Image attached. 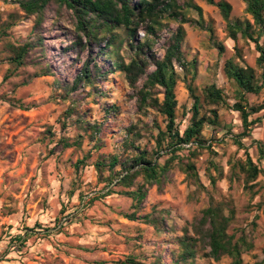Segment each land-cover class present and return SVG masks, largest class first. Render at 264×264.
Listing matches in <instances>:
<instances>
[{"label":"rangeland","instance_id":"374dc122","mask_svg":"<svg viewBox=\"0 0 264 264\" xmlns=\"http://www.w3.org/2000/svg\"><path fill=\"white\" fill-rule=\"evenodd\" d=\"M179 1L184 4L189 0ZM192 1L202 6L204 18L212 22L216 39L226 45V52L219 53L207 30L195 24H184L186 37L182 49L190 71L175 63L181 77L176 87L177 122L181 132L189 124L193 105L189 82L200 94L211 83L222 87L229 96L234 93L233 82L223 72L224 61L234 55L235 45L228 37L227 21L217 6L205 0ZM227 1L232 5L233 21L253 20L243 0ZM16 7L12 0H0V21L5 20L8 12ZM183 10L191 18L198 17L194 9ZM34 24V17H30L10 29L11 42L17 44L31 37ZM43 26L44 61L54 74L34 77L36 67L29 65L4 80L11 67L6 60L5 42L9 36L0 40V264H119V260L131 254L147 264L158 256L161 257L160 264H173L170 253L177 248L175 237L183 234V227L199 216L212 198L224 199L235 207L236 219L230 226V232L244 228L254 238L255 246L243 254V264L263 260L264 205L261 203L264 202V175L257 179L255 190L259 191L253 193L244 187V176L233 173L232 165L246 157L245 149L248 148L254 160L264 168V159H258L253 141H264V118L250 137L238 136L243 131L239 113L219 106L221 125L214 130L211 124H207L203 131L208 143L213 136L217 138L212 141L213 150L202 149L196 157L176 159L174 168L162 184L147 185V196L137 210L139 218L129 219L125 213L135 211L132 198L117 193L102 196L108 189L100 182L92 163L100 154H112L121 148L124 128L136 123L138 118H144L151 124L154 113L145 117L137 111L133 90L120 72L111 73L109 79L99 82L103 96H89L82 86L74 91L73 97L81 112L93 121L104 122L100 133L104 140L101 149L94 150L85 165L81 164L76 169L75 163L84 159L93 143L85 139L81 148L66 149L60 144L62 136L72 141L78 133H84L73 121L75 116L68 119L65 126L62 124L63 112L70 100L60 97L64 91L61 85L71 86L87 58L91 54L97 55L100 48L89 46L78 57L72 50L64 51L75 32L74 17L66 7L58 9L51 6ZM176 27L177 23L171 21L170 26L163 30L162 38L155 45L160 56L164 54L165 40ZM118 31L124 32L123 29ZM241 44L245 62L256 66L258 52L254 44L243 39ZM98 60L102 64L107 62L104 55H98ZM24 80L29 82L23 84ZM10 98L21 100L30 108L15 106ZM250 100L252 103H264V91L259 95L251 94ZM112 104L120 108L119 112L104 117L103 109ZM205 108L204 104L202 110ZM158 122L165 126L162 116H158ZM50 127L55 132L52 138L48 133ZM150 136L146 133L140 142L152 149L155 141ZM236 136L244 147L235 143ZM190 159L195 161L198 180L205 188H199L196 178L185 170ZM211 162L217 164L218 169ZM209 173L216 177L214 185ZM137 182L143 183V177H139ZM82 194L87 197H82ZM158 211L166 220L162 232L142 218ZM253 222H256L255 227ZM19 234L22 239L13 238ZM203 254V251L198 254L197 264H231L228 257L214 261Z\"/></svg>","mask_w":264,"mask_h":264},{"label":"trees","instance_id":"16d2710c","mask_svg":"<svg viewBox=\"0 0 264 264\" xmlns=\"http://www.w3.org/2000/svg\"><path fill=\"white\" fill-rule=\"evenodd\" d=\"M17 4L13 11L8 12L5 20L0 21V40L9 36V30L21 21L34 17L33 35L23 42L14 44L9 36L5 42L7 47L6 60L10 68L4 80L16 75L17 71L32 65L36 71L32 76L41 77L54 74L51 66L44 61L46 49L43 36V23L47 18L48 9L56 6L58 9L66 7L74 17V37L66 46V50H72L77 57L89 46H99L97 55H90L84 62L81 71L76 76L73 84L61 85L63 100H70V104L63 112L62 124L75 116L74 122L84 133H78L74 140L62 136L59 139L64 149L69 147L81 148L85 139L92 141V147L85 154L84 159L75 163L76 169L85 165L94 150L101 149L103 138L100 135L103 123L97 119L92 120L87 114L81 112L73 92L84 87L89 96L104 95L99 87V82L109 79L111 73L120 72L133 90L132 96L136 98L137 111L149 116L154 113L150 124L144 118H138L136 123H131L124 128L125 136L121 142V148L112 154H100L92 163L97 169L100 182L108 190L102 196L114 193L123 194L132 198L134 212L125 213L129 219H138L137 210L143 199L147 196V185L162 184L171 169L175 166V160L183 157H196L199 150H213L212 141L203 137V131L207 124H211L214 130L221 125L219 106L237 111L242 121L243 131L238 136L250 137L253 129L264 118V103H252L251 94L259 95L264 91V0H243L246 3V11L252 16V21L231 19L232 5L227 0H205L210 5L217 6L223 18L227 21L228 37L234 42V55L224 61L223 72L234 84V93L229 96L225 90L216 83H211L203 88L202 94L197 88L188 83L190 96L193 99L189 124L183 132L180 131L177 122L178 98L176 87L181 79L176 69V64L189 67L183 52V42L186 37L185 23L195 24L209 32V37L218 48L219 53L226 52V45L216 39L212 22L204 18L202 6L192 0L181 4L179 0H12ZM194 9L198 13L197 18H191L183 10ZM177 23L176 29L164 42V54L160 56L155 48L162 38L163 30L170 26V22ZM123 29L120 33L118 30ZM141 32L143 35H141ZM245 42L253 43L258 52L256 66L247 64L244 58ZM92 49V48H91ZM98 55H104L107 62L102 64ZM29 81L24 80L23 84ZM233 99V102H231ZM13 105L29 109L21 100L10 98ZM206 105V108L202 110ZM119 107L112 104L103 109L104 117L119 112ZM263 111V114L260 113ZM257 114L256 117H253ZM158 116H162L165 126L158 122ZM157 134H154L155 130ZM48 133L52 138L55 132L50 127ZM149 133L155 141V147L150 149L141 144L143 136ZM234 140L241 148L242 140ZM257 147L258 159H264V141L253 140ZM188 147H187V146ZM186 150L184 154H180ZM246 157L233 162V173L244 176V187L257 193L258 177L263 174L264 168L254 160L248 148L245 149ZM183 155V156H182ZM165 157V158H164ZM164 158V159H163ZM211 165L218 169L217 164ZM188 175L194 176L199 188H205L198 180L197 166L194 160L185 164ZM143 177L144 182H137ZM211 183H216V177L209 173ZM116 187H119L117 189ZM264 189V186H263ZM86 196L82 194L81 196ZM230 202L212 198L210 204L201 210L199 216L183 227V234L175 238L176 249L171 250L173 264H197L200 251L203 255L220 261L225 257L231 259V264H243V254L254 248V238L244 228L230 232V226L236 219V209L229 205ZM264 205V202L261 203ZM64 212V210H63ZM147 223H152L162 232L165 229L166 220L160 211L154 214L142 216ZM256 226V222H253ZM22 239V235L13 237ZM264 252V250H263ZM161 257L149 264H160ZM119 264H147L136 255L131 254L125 259L119 260ZM254 264H264V259Z\"/></svg>","mask_w":264,"mask_h":264},{"label":"clouds","instance_id":"9594fccd","mask_svg":"<svg viewBox=\"0 0 264 264\" xmlns=\"http://www.w3.org/2000/svg\"><path fill=\"white\" fill-rule=\"evenodd\" d=\"M0 249H2V245H0Z\"/></svg>","mask_w":264,"mask_h":264},{"label":"built area","instance_id":"2783aa9c","mask_svg":"<svg viewBox=\"0 0 264 264\" xmlns=\"http://www.w3.org/2000/svg\"><path fill=\"white\" fill-rule=\"evenodd\" d=\"M85 197H87V196H85Z\"/></svg>","mask_w":264,"mask_h":264}]
</instances>
